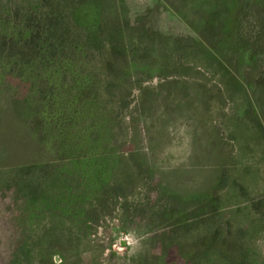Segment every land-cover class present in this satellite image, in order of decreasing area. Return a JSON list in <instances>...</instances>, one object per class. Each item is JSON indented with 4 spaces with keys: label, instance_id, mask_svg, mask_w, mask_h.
Segmentation results:
<instances>
[{
    "label": "rangeland",
    "instance_id": "rangeland-1",
    "mask_svg": "<svg viewBox=\"0 0 264 264\" xmlns=\"http://www.w3.org/2000/svg\"><path fill=\"white\" fill-rule=\"evenodd\" d=\"M17 6L70 48L46 132L0 80V264H264V0Z\"/></svg>",
    "mask_w": 264,
    "mask_h": 264
},
{
    "label": "trees",
    "instance_id": "trees-1",
    "mask_svg": "<svg viewBox=\"0 0 264 264\" xmlns=\"http://www.w3.org/2000/svg\"><path fill=\"white\" fill-rule=\"evenodd\" d=\"M22 8V6H17L13 10L9 9L10 18L6 17L5 19L0 12V30L8 27L10 22L13 24L9 27L13 36H0V80L5 82L7 76H12L28 84L29 87L26 89L23 98L16 99L12 96V98L9 97V100L15 103L16 101L22 102L24 105H21L22 108L20 109L25 108L23 111L28 114L31 121H34L33 116H36V120L41 118L38 121L40 128L38 129L41 132H46L44 118H48L51 105L43 101L52 89L45 84L47 81L45 72L39 69L42 72L40 73L38 68H46L50 63H57V60L64 59L67 55L66 51L70 48L67 40L69 37L62 30L60 23L54 22L52 15L43 16L35 23V14L38 13V10L36 8L26 9L21 15ZM1 9L2 0H0V11ZM12 19L17 23H13ZM16 27L19 36L15 37L14 30ZM17 67L21 69L18 73H16ZM16 78L7 79L6 82L9 83ZM36 78L39 80V85L34 87ZM37 96L40 99H37ZM59 109L62 110V106L59 105ZM59 120L60 118L57 119V121ZM50 138H56V136Z\"/></svg>",
    "mask_w": 264,
    "mask_h": 264
}]
</instances>
